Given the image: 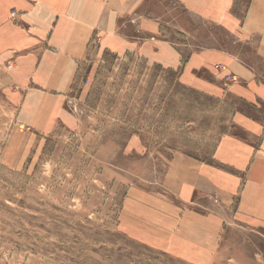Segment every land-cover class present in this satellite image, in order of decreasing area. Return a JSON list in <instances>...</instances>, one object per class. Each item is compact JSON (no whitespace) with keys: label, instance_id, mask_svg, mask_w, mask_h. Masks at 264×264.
<instances>
[{"label":"rangeland","instance_id":"rangeland-1","mask_svg":"<svg viewBox=\"0 0 264 264\" xmlns=\"http://www.w3.org/2000/svg\"><path fill=\"white\" fill-rule=\"evenodd\" d=\"M216 1L0 0V264H264V227L176 167L231 172L214 149L242 136L239 78L215 58L193 69L195 52H251L248 1ZM72 9L89 28L51 42L83 36L68 85L20 89L22 55L48 47L38 20Z\"/></svg>","mask_w":264,"mask_h":264},{"label":"crops","instance_id":"crops-1","mask_svg":"<svg viewBox=\"0 0 264 264\" xmlns=\"http://www.w3.org/2000/svg\"><path fill=\"white\" fill-rule=\"evenodd\" d=\"M227 1H216V4H225L228 5L227 9L237 10L235 5L239 0H229L232 1L231 6L226 3ZM247 1L243 20L246 24V37L249 32L246 47L251 52L245 55L235 54L226 49H215L212 52L211 49L204 53L195 52L192 56L194 71H201L202 68L201 66L198 68V64H202L205 71L215 58L221 60L217 62L224 65L227 70L225 74L237 76L241 82L239 87L230 90L243 109L235 110L231 116L233 127L242 133L241 139L226 136V141L222 138L214 149L216 157L224 166L231 168V172L186 157L177 160L176 167L178 168L179 164L191 166L184 181L185 187L192 186L196 190L215 193L221 198L220 201L223 200L229 206L237 200V213L241 221L246 225L260 228L264 227V0ZM217 9L218 7L215 8L216 12ZM60 15L54 12L48 15L46 22H43L42 18L38 20L39 26L52 27V31L48 28L46 31L48 47H45L44 42L36 40L40 45H32L27 48L28 53L22 55L25 60V70L21 75L17 73L20 76L18 77L20 89L48 96L60 92L68 85L76 61L80 57L79 50L81 43L84 42L83 36L76 34L71 46L73 36L69 42L68 32L60 47L51 46L52 39L55 33H59L61 38L63 28L77 26L89 28L90 20L83 13L80 15L75 10L67 17L62 18ZM80 19L83 21H79ZM255 25L257 28L254 30ZM15 46L21 47L20 44ZM207 56L208 62L203 60ZM64 61H67V64ZM59 87L60 90L57 89ZM226 142H230V147Z\"/></svg>","mask_w":264,"mask_h":264}]
</instances>
